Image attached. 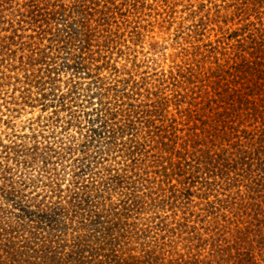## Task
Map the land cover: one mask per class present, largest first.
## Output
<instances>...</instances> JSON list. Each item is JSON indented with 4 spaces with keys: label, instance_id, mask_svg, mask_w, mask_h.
Segmentation results:
<instances>
[{
    "label": "rangeland",
    "instance_id": "rangeland-1",
    "mask_svg": "<svg viewBox=\"0 0 264 264\" xmlns=\"http://www.w3.org/2000/svg\"><path fill=\"white\" fill-rule=\"evenodd\" d=\"M87 239L89 264H264V0H0V264Z\"/></svg>",
    "mask_w": 264,
    "mask_h": 264
},
{
    "label": "trees",
    "instance_id": "trees-1",
    "mask_svg": "<svg viewBox=\"0 0 264 264\" xmlns=\"http://www.w3.org/2000/svg\"><path fill=\"white\" fill-rule=\"evenodd\" d=\"M62 11L63 10H61L60 12H54V17H55V19H57V21H59V19H61V17H63V15H61ZM65 16H66V19H65L66 22H62V23H64L63 26L65 28V30H64L65 34L63 32L61 34H59V36L63 39V41H62L63 46L61 48H59V50H62L64 48L62 50L63 55L67 56V57L63 58V60H64L63 63L66 64L65 66H73L77 70L83 69L85 67V62H84L85 61V55H84L85 52H83V50L88 45H90L89 41L93 39L92 36L95 33L92 32V28L90 27V25L87 22L84 23V22H81L79 19L77 20L75 18L73 20H77V21L67 22L68 15H65ZM59 30H61V29L59 28ZM72 44L74 45V48H76L77 50L71 48ZM66 49H68V50H66ZM134 124H135V120H132V118H129L128 120L125 121L124 124H121L120 126L116 127L119 129H116V128H114V129H116L117 132L123 133V132L129 131L130 128L132 126H134ZM94 129H96V128H94ZM107 132L110 133L111 131L109 130ZM98 134L101 135V133H99V132H98ZM111 134H116V131H112ZM131 140H133V139H131ZM112 176L115 178V180L119 179L118 177H116L114 175H112ZM85 202L86 201L84 199L82 200L81 197H79L74 201L73 205H75L76 208H81V205L83 206L85 204H88ZM54 209H55L54 212L52 213V211L51 212L49 211V216H47V217L51 218L53 221H54V218H56L59 215V213L63 212L64 206L59 204V206L54 207ZM99 214H100L99 211L91 213L89 216L90 222H94V223H96V225L99 226L100 220H102L100 218ZM50 222H52V221H50ZM95 231L100 232V230H98V229H96ZM110 231H112L111 226H110V228H103L102 229L101 238L103 239V245H106L108 243H112L113 238H111V235L109 233ZM90 241L91 240L87 239V240H85V242H88V243H85L83 245L82 241H80L75 245V246H77L78 250L75 252L74 257H73V259L75 261L74 264H89V261L86 260L88 258V256L87 255L85 256L83 253L85 252V249L91 250ZM105 256H107L109 260H111L112 257L115 258L114 249L111 250V254H105ZM113 261L114 260H112V263H113ZM45 263L50 264V262H47V261ZM114 264H119V263H118V261H114Z\"/></svg>",
    "mask_w": 264,
    "mask_h": 264
}]
</instances>
